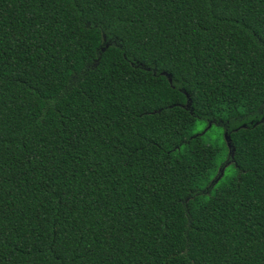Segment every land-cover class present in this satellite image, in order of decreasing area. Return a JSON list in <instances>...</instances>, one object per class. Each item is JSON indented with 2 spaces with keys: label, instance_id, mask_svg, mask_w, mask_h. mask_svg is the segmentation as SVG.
<instances>
[{
  "label": "trees",
  "instance_id": "obj_1",
  "mask_svg": "<svg viewBox=\"0 0 264 264\" xmlns=\"http://www.w3.org/2000/svg\"><path fill=\"white\" fill-rule=\"evenodd\" d=\"M0 264H264V0H0Z\"/></svg>",
  "mask_w": 264,
  "mask_h": 264
},
{
  "label": "rangeland",
  "instance_id": "obj_2",
  "mask_svg": "<svg viewBox=\"0 0 264 264\" xmlns=\"http://www.w3.org/2000/svg\"><path fill=\"white\" fill-rule=\"evenodd\" d=\"M192 133L201 134L204 142L212 145H217L222 149L221 155L218 157L219 167L216 171V175L221 173L223 170V175H221V179L216 183L217 185L227 182L231 177L235 175V165L232 163H228L231 161V144L228 139V135L225 131V127L223 125H219L217 123H210L204 119H197L195 125L193 126ZM230 148V149H229ZM228 163V164H227ZM225 166L223 167V165ZM214 177V178H215Z\"/></svg>",
  "mask_w": 264,
  "mask_h": 264
},
{
  "label": "water",
  "instance_id": "obj_3",
  "mask_svg": "<svg viewBox=\"0 0 264 264\" xmlns=\"http://www.w3.org/2000/svg\"><path fill=\"white\" fill-rule=\"evenodd\" d=\"M228 137V139H229V141H230V138H229V136H227Z\"/></svg>",
  "mask_w": 264,
  "mask_h": 264
}]
</instances>
